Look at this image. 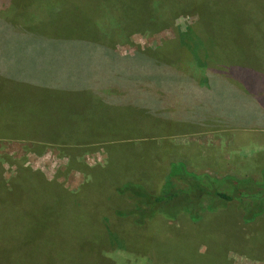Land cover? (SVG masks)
Segmentation results:
<instances>
[{
    "label": "rangeland",
    "instance_id": "rangeland-1",
    "mask_svg": "<svg viewBox=\"0 0 264 264\" xmlns=\"http://www.w3.org/2000/svg\"><path fill=\"white\" fill-rule=\"evenodd\" d=\"M173 1L176 0H0V46L16 44V36L10 33L21 30L45 38L125 39L116 43L127 42L118 48L127 49L128 57L140 52L158 54L160 58H156L165 57L166 63L171 65L164 70L157 59L155 62L144 55L146 58L141 59V63L147 58L151 60L145 70H142L143 65L131 66L128 77L117 72L109 84L111 88L100 91L105 100H95V95L89 93L39 91L0 78V103L4 91L7 102L78 103L81 106L78 115L92 118V122L98 124L93 130L87 126L88 130L73 132L69 139L86 135L91 140L100 139L94 148L102 150V156L88 155L85 161L94 163L93 168H102L108 162L101 177L105 181H113L117 173L140 167L148 173L145 183L156 190L165 180L169 164L183 160L195 173L260 182L264 173V132L259 131L258 119L243 117L246 106L233 111L227 109L221 119L215 121L211 117L215 102L208 105L209 95L200 96L199 91L189 88L188 103L178 94H168L169 99L177 98L180 105L188 106H170L169 114L178 119L165 116L162 108L167 109V104L163 97L151 94L150 90L158 86L147 80L149 67L155 70L158 66L163 74L181 78L182 72L185 81L191 76L193 83L204 86L206 69L236 63L227 57H230V49L232 57L239 55L234 50L245 39V28L252 26L247 13L255 3L250 0H179L180 10L160 26L158 19L163 7ZM203 16L206 19L201 23ZM152 26L159 27L144 30ZM123 33L127 36H122ZM174 39H186L189 43H184L188 46H193L194 41L198 44V54L183 42L182 45L175 43ZM31 46L39 47L36 42L28 45ZM204 51L207 57L212 56V61H207L206 56L202 60ZM170 55L181 60L173 65L176 59ZM202 61H207V65L198 63ZM12 91L30 94H8ZM32 92L36 93L31 95ZM60 111L66 116V110ZM191 118L201 120L195 123ZM187 119L193 124L177 122ZM64 128L73 129L75 125L69 123ZM82 173L57 175L67 190L75 191L88 180L85 172ZM46 175L52 177L53 173ZM99 184V187L110 188L109 183ZM120 199L130 203L123 196ZM239 213L237 204L230 202L215 212L203 213L197 222L186 215L176 220L159 218L160 226L175 227L142 233L125 230L118 234L117 240L110 238L109 228L102 226L104 217L89 218L39 203L0 200V264H264V208L251 223L243 222ZM110 224L116 230L129 229V225L117 218ZM205 233L209 239L204 237Z\"/></svg>",
    "mask_w": 264,
    "mask_h": 264
},
{
    "label": "trees",
    "instance_id": "trees-1",
    "mask_svg": "<svg viewBox=\"0 0 264 264\" xmlns=\"http://www.w3.org/2000/svg\"><path fill=\"white\" fill-rule=\"evenodd\" d=\"M250 1L255 3V7H251L247 13L248 19L252 22V26L245 28V39L242 43H238V48L234 50L239 55L234 53L236 57H232L233 50L230 49V57H227V60H233L236 63L221 66L222 68L210 67L206 69V72H208L202 80L206 82L204 86L193 83L191 76L188 77L189 80L185 81L182 72H180L181 78H178V76L173 77L169 76L168 73L163 74L159 72L161 67L156 66L157 68L155 70L149 67L147 80L150 84L152 83L158 86L150 90L151 94L163 97L167 104V109L162 107L158 109L159 113L162 108L164 111L163 115L171 116L169 114L170 106L187 107V104L180 105L177 98L169 99L168 94H178L182 101L188 103L190 101L189 98H191V90L189 88H192L193 91H199L200 96H210L209 100L206 99L208 105L215 102L211 110V117L215 118V121L221 119V115H224L227 109L228 111H233V109L243 105L247 107L246 115L243 114V117L246 118L245 116H247L251 120L258 119V122L261 124L258 125V127H261L259 131L261 133L264 132V0ZM163 8V12L158 19L160 26L170 21L175 13L180 10L179 0L173 1L170 5H166ZM181 9H183L182 6ZM166 13L170 14L167 15ZM203 18L204 16L202 17L201 23L206 19L204 18L203 20ZM163 19L165 20L163 21ZM156 27L158 28L159 26L148 27V29L144 30H152ZM18 32L10 34L22 39H40L45 37L40 34L33 35L23 30ZM123 34L122 36H127ZM75 38L92 41L100 40L110 43L125 40H102L81 36ZM187 40H190V37ZM172 41L181 45L182 42L189 43L186 39H174ZM191 44L193 46L185 45L188 49H193L198 54L196 51L198 44L194 41ZM158 53L160 54L161 52ZM202 54V60H204L208 54L205 51ZM144 55L149 59H154L153 61L155 62L157 59L158 64H161L164 70H167V67L171 66L166 63L164 60L165 57L161 58L163 60H160L158 54L152 56L140 52L133 57L127 56L117 60L119 67L116 70L119 72V75L128 77V73L132 71L131 66L137 67V65H143L142 70H145V66H148L151 60L147 58V61L141 63L140 60L146 58ZM170 57L176 59L173 65H175L177 60H181L178 56L170 55ZM211 59L212 56L209 55L207 61H212ZM203 62L198 63L206 66L207 63ZM151 66L153 67L154 64L151 63ZM187 81H190V83ZM153 113H156V110ZM173 118L178 119L179 117ZM191 120L194 119L191 118ZM191 120H178L177 122L193 124ZM199 120H194V122L196 123ZM1 161L2 159H0ZM81 161L77 156L72 157L70 162L71 167L74 168L75 165L79 168L78 165L81 166L84 164ZM107 167L108 162L102 168H89L88 171L84 169L88 177V180L86 179L88 182L85 181L77 190L70 191L64 187L63 182L58 181L57 174L49 180L43 173L33 171L30 168H23L19 165L16 173L6 178L0 164V200L11 203L26 201L34 205L39 203L44 206L57 208L60 211L68 210L72 213H79L81 216L89 218L104 217L102 226L109 228L110 238L114 239L115 237L117 240H119L118 234L125 230H134L136 233H142L149 229H164L168 231L172 227H175L160 226L159 218L176 220L181 215H186L189 220L197 222L202 218L203 213L215 212L230 202L237 204L240 218L246 223L254 222L264 208V192H262V188H264V173H261L260 182H255L251 178H235L234 176L217 178L208 173H195L189 170L183 160L179 162L172 161L169 164L166 178L161 187L155 190L145 183V179L147 180L148 178L146 176L148 173L140 167L130 170L127 169L123 172L124 174L117 173L112 179L113 181H105L101 177L104 175ZM97 181H100L103 185L109 183L110 188L99 187L100 182ZM3 195L12 196V198L10 199V197ZM122 196L129 200L130 203H123L120 199ZM252 198L258 199V201H252ZM116 218L122 220V223L125 225H129V229L120 228L116 230L111 228L110 223ZM128 218L131 220L129 221ZM113 225L116 226L115 223ZM204 237L209 239L206 233Z\"/></svg>",
    "mask_w": 264,
    "mask_h": 264
},
{
    "label": "crops",
    "instance_id": "crops-1",
    "mask_svg": "<svg viewBox=\"0 0 264 264\" xmlns=\"http://www.w3.org/2000/svg\"><path fill=\"white\" fill-rule=\"evenodd\" d=\"M16 44L0 46V78L18 84L59 93L95 95L105 100L100 91L111 88L109 84L117 75L118 59L128 56L127 49H119L124 43L102 42L80 38H16ZM36 42L39 47H28ZM8 77V78H7ZM36 92H32L34 94ZM8 94H25L12 91ZM6 92L0 103V162L3 174L9 178L19 165L39 171L47 179L54 174H71L93 169L94 163L85 157L102 156L95 150L99 140L88 135L69 139L73 132L93 130L92 118L78 115L81 106L76 102L22 103L7 102ZM66 110V116L60 110ZM72 123L75 128H64ZM95 150V151H93ZM95 152V154H94ZM77 156L83 165L71 167V158ZM96 163V162H95ZM100 165V164H99ZM53 173L48 177L46 173ZM77 177V176H76ZM58 181L61 182L60 177ZM86 181V180H85Z\"/></svg>",
    "mask_w": 264,
    "mask_h": 264
}]
</instances>
